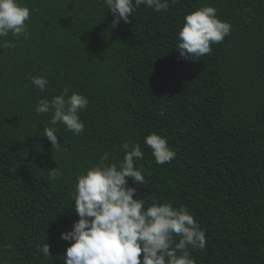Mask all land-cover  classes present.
<instances>
[{
  "label": "trees",
  "instance_id": "16d2710c",
  "mask_svg": "<svg viewBox=\"0 0 264 264\" xmlns=\"http://www.w3.org/2000/svg\"><path fill=\"white\" fill-rule=\"evenodd\" d=\"M21 3L29 35L0 38L15 44L0 48V264H65L76 176L105 152L119 163L124 143L144 153L134 161L144 184L127 178L134 198L186 206L205 230L206 248L190 249L195 264H264V0L142 4L117 25L103 0ZM206 4L230 35L204 57H179L184 16ZM40 75L45 91L31 85ZM65 87L89 104L82 134L56 125L57 150L43 136L51 114L35 107ZM152 132L177 153L171 162H155L144 143Z\"/></svg>",
  "mask_w": 264,
  "mask_h": 264
},
{
  "label": "clouds",
  "instance_id": "9594fccd",
  "mask_svg": "<svg viewBox=\"0 0 264 264\" xmlns=\"http://www.w3.org/2000/svg\"><path fill=\"white\" fill-rule=\"evenodd\" d=\"M113 14V25L122 20L130 22L134 10L145 5L156 12L166 11L177 0H103ZM30 9L21 0H0V38L29 35L26 21ZM232 25L217 16L211 5L196 8L184 16L177 34L179 57L195 59L212 51V44L223 42L230 35ZM15 47L12 42L0 43V48ZM49 81L45 75L32 76L31 85L45 91ZM89 104L86 96L71 92L65 87L51 99H39L37 114H51L50 125L44 135L59 150L58 123L75 135L84 132L85 124L79 113ZM157 164L175 159L177 153L167 139L156 132L144 137ZM124 157L119 163H106L111 154L105 152L100 162L89 167L86 173L76 176L72 193L78 221L72 229L61 233V238L71 241L62 258L65 264H195L191 250L206 248V233L186 206L173 207L171 203L153 202L145 207V199L134 198L136 188L143 185L142 169L134 161L143 158L140 144L122 145ZM60 172L49 171L50 179ZM179 236L178 242L174 237ZM39 252L50 256L49 244L39 247ZM142 254V259H141Z\"/></svg>",
  "mask_w": 264,
  "mask_h": 264
}]
</instances>
